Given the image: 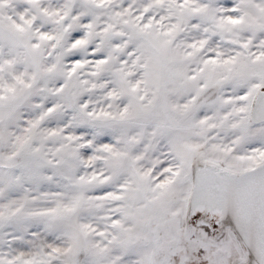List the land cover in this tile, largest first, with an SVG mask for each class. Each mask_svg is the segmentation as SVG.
<instances>
[{
  "label": "snow or ice",
  "instance_id": "1",
  "mask_svg": "<svg viewBox=\"0 0 264 264\" xmlns=\"http://www.w3.org/2000/svg\"><path fill=\"white\" fill-rule=\"evenodd\" d=\"M0 264H264V0H0Z\"/></svg>",
  "mask_w": 264,
  "mask_h": 264
}]
</instances>
